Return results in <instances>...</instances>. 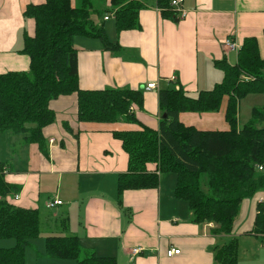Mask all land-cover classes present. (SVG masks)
I'll use <instances>...</instances> for the list:
<instances>
[{"label":"crops","instance_id":"crops-1","mask_svg":"<svg viewBox=\"0 0 264 264\" xmlns=\"http://www.w3.org/2000/svg\"><path fill=\"white\" fill-rule=\"evenodd\" d=\"M143 1L138 27L117 34L114 16L104 20L112 10L110 0H101L103 11H108L102 18L94 17V23L103 26L111 48L80 36L73 46L79 88L142 91V109L130 108L151 129L158 128L160 119L159 91L181 89L194 98L219 83L222 72L214 67L215 61L236 64L237 52L225 51V40L230 38L240 49L244 39L253 37L264 59V0H181L179 10L186 17L180 21L163 17L156 0ZM42 2L0 0V74L29 70L30 60L22 49L32 23L22 13L26 6ZM115 44L118 48L112 47ZM172 76L175 81H170ZM150 83L157 89L146 91ZM50 108L55 120L42 130L44 153L26 143L23 134L0 133V157L4 152L8 157L3 162L4 179L20 188L18 198L7 201L37 210L40 225L44 222L48 231L45 238L76 237L83 249L117 264H220L216 250L236 238L237 264H264V237L245 234L253 227L255 198L241 204L230 235L215 232L213 223L193 222L187 204L174 197L176 180L165 174L158 175L156 188L126 190L118 198L117 179L127 172L128 156L111 130L139 127L123 122L108 129L78 124L74 95L59 97ZM179 120L200 131L228 129L223 108L214 113L182 112ZM147 169L155 172L156 166L149 164ZM55 200L62 204L48 209ZM259 202L264 204V193ZM38 247L36 255L43 264H75L50 259L43 243ZM133 249L140 251L132 254ZM170 249L179 250V255L168 258Z\"/></svg>","mask_w":264,"mask_h":264},{"label":"trees","instance_id":"trees-1","mask_svg":"<svg viewBox=\"0 0 264 264\" xmlns=\"http://www.w3.org/2000/svg\"><path fill=\"white\" fill-rule=\"evenodd\" d=\"M156 3L163 17L176 20L170 0ZM109 4L117 34L138 27L143 0H110ZM107 11L94 9L91 0H43L24 8L22 15L32 23V31L24 35L22 53L29 57L30 65L27 72L0 74V133L23 134L26 143L36 144L44 153L42 130L55 120L52 101L74 95L78 124L108 129L123 122L139 127L111 130L128 156L127 172L117 179L118 198L126 190L156 188L159 174H173L174 197L187 204L193 222L213 223L215 232L230 235L241 204L255 198L253 227L245 234L264 237V204L259 202L264 193V128L255 123L237 127L239 101L251 94H264V59L257 40L244 39L235 65L224 59L214 62L224 77L212 89L200 91L194 98L181 89L159 91L160 119L154 130L129 110L131 106L142 109V91L81 90L78 86L73 40L77 36L94 38L110 49L103 26L94 23V17L102 18ZM221 108L228 125L225 131H200L179 120L182 112L214 113ZM253 120L264 122V105L253 110ZM149 164L156 166L155 172L148 171ZM4 170L1 163L0 241L14 240L15 244L0 247V264H25L26 249L40 236V216L37 210L21 209L7 201L19 194L20 188L5 181ZM215 253L220 264H237L236 238ZM44 254L75 264H117L113 258L97 257L83 249L73 236L45 238Z\"/></svg>","mask_w":264,"mask_h":264},{"label":"rangeland","instance_id":"rangeland-1","mask_svg":"<svg viewBox=\"0 0 264 264\" xmlns=\"http://www.w3.org/2000/svg\"><path fill=\"white\" fill-rule=\"evenodd\" d=\"M91 3L93 4L94 9L98 10L99 12L103 11V8L101 6V0H91ZM218 74L220 75L219 82H222L224 75L223 73H218ZM263 105H264V94H251L242 98L238 104L237 127L243 128L247 124L255 123V126L257 128H264V122L260 123L253 120V110H261ZM4 155L0 157V162L2 163L6 161L8 158L6 152H4ZM13 165L15 170H19L18 168L19 164L17 162L13 161ZM21 169H22V165H21ZM165 175H168V177H174V179L176 180V176L173 174H165ZM40 230H41V234L38 237V239L34 240L35 242L33 241L31 248L28 247L25 251L26 264H36L37 260L40 261L39 264H43L42 262L43 260H40L41 258L37 257L36 255L37 253L36 251H38L40 248L38 246L41 245V243H43V249H44L45 236H47L48 234L47 228L45 227V223L42 221L40 225ZM14 244H15L14 240L0 241V247L2 248H9L12 245L14 246Z\"/></svg>","mask_w":264,"mask_h":264},{"label":"built area","instance_id":"built-area-1","mask_svg":"<svg viewBox=\"0 0 264 264\" xmlns=\"http://www.w3.org/2000/svg\"><path fill=\"white\" fill-rule=\"evenodd\" d=\"M181 4V0H170V8L173 9V11L176 12L177 14V20L180 21V20H183L185 19L186 17V13L182 10H179V6ZM112 16H114L113 14H110V15H107L104 17V20H108L109 18H111ZM223 48L224 50L226 51H236L238 52L239 51V47H237L233 42L232 40L229 38L227 40H225L223 42ZM176 78L174 76L171 77V80L170 81H175ZM157 89V86L155 83H150V84H147L146 87H145V90L146 91H150V90H155ZM130 111H133L132 108H129ZM259 170H262L261 167H259ZM14 199H17L18 198V194L15 195V197H13ZM62 202L59 201V200H55V201H51L47 204V208L48 209H52L54 208L55 206H59L61 205ZM140 249H133L132 250V254H137L139 253ZM180 251L179 250H175V249H170L167 251V257L168 258H171L175 255H179Z\"/></svg>","mask_w":264,"mask_h":264},{"label":"water","instance_id":"water-1","mask_svg":"<svg viewBox=\"0 0 264 264\" xmlns=\"http://www.w3.org/2000/svg\"><path fill=\"white\" fill-rule=\"evenodd\" d=\"M165 117V116H164Z\"/></svg>","mask_w":264,"mask_h":264}]
</instances>
